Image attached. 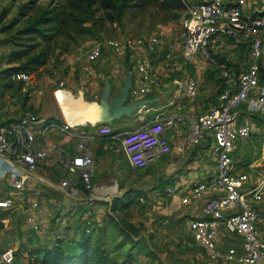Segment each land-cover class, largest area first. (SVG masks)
I'll list each match as a JSON object with an SVG mask.
<instances>
[{
  "label": "built area",
  "instance_id": "2783aa9c",
  "mask_svg": "<svg viewBox=\"0 0 264 264\" xmlns=\"http://www.w3.org/2000/svg\"><path fill=\"white\" fill-rule=\"evenodd\" d=\"M183 1L186 8L175 44L177 51L168 50L163 58L166 63L172 60L169 71L174 73L171 81L177 93L183 91L190 97L196 94V81L189 78L183 83L181 72L186 69L187 63L195 60L198 53L203 56V61L216 67L213 55L231 44L234 51L242 47L247 50L246 62L236 77L232 67L221 65L219 74L223 83L220 85H225H219L222 89L216 94L215 101L199 115L190 116L183 112L180 103L171 102L174 111H165L160 116L146 119L151 110L147 104L134 112L140 122L138 127L114 132L109 125L101 123L96 127V132L115 139L127 164L135 170L144 169L169 153L171 141L164 133L170 130L173 136L180 135L184 122L188 126L185 137L187 146L196 145L204 136H210L216 168L207 180L195 182L190 189L194 199L202 200L203 215L190 218L188 229L198 247L213 260L226 264H264V240L259 229L258 212L259 204L264 201V175L248 185V174L235 171L231 156L236 142L247 138L254 130L250 114L264 118V0ZM166 44L164 38L154 34L96 41L83 54V61L88 64L87 72L92 73L90 64L101 56L103 49L111 48L113 53L120 56H129L133 50H138L140 57L134 65L138 75L128 92V101L135 102L152 92L154 73L150 56L159 54ZM10 79L28 83L31 74L15 72ZM58 85L54 89L56 97L58 91L65 90L62 81ZM91 123L70 124L64 119L58 125L69 137L75 138L72 151H67L62 145L46 142V132L56 125L52 121L39 120L31 111H22L13 121L0 124V180H4L10 188L6 197H0V210L15 208L28 179L35 177L44 181L35 173L50 151L58 154L59 164L68 174L76 176L78 184L86 190L92 189L94 161L86 148L88 138L83 130L85 125ZM38 139L44 140L42 146H36ZM46 183L72 199L78 194L67 180L58 184ZM113 185L118 184L114 181ZM163 193L173 195L177 190L172 187L164 192L157 189L150 191L154 197H161ZM145 197H140L139 201H144ZM188 200L185 196L181 201L187 203ZM51 203L55 204L54 201ZM53 212L51 206H34L26 213L25 221L32 230L44 236L48 225L38 224L36 219L41 215L51 219ZM84 215L87 217V214ZM85 220V231L88 233L90 222L88 218ZM222 229L239 239L240 245L221 250L218 243ZM0 264L25 263L17 260L14 248L6 247L0 251Z\"/></svg>",
  "mask_w": 264,
  "mask_h": 264
},
{
  "label": "crops",
  "instance_id": "0c3cea01",
  "mask_svg": "<svg viewBox=\"0 0 264 264\" xmlns=\"http://www.w3.org/2000/svg\"><path fill=\"white\" fill-rule=\"evenodd\" d=\"M180 25L181 20L172 26L162 28L161 33L164 34L167 44L162 47V51H160L159 54H152L150 56L154 73L152 76L153 89L151 93L143 98L151 100V102L148 103V106L151 108L149 114L147 115L148 119L155 116H160L165 111H174L175 108L171 102L180 103L183 112L190 116L199 115L203 113L216 99V93L219 90L220 84L212 83L210 79H207L198 60L187 63L186 69L181 72V79L183 80V83H186L189 78L196 81V94L190 97L187 96L183 91L181 93H177L175 91V87L171 81L174 73L169 71L172 60L166 63L163 58L166 51H177L175 44L178 36L177 31L178 28H180ZM116 56L117 54L113 53L112 50L110 51L106 48L103 49L101 56L91 65L92 73L87 72L86 66L79 69V78L76 82H69L67 79V86L64 85V89L68 91V93L70 92L71 95L68 93L66 94L73 98L76 96L75 92L78 94L82 92L83 95L81 94V96L87 100L85 97L86 95L84 94L89 91V95L96 98L99 94V81H104L105 83L106 80L109 81L111 90H119L123 85V70H125L124 78H126L129 69H124L126 67L123 58L125 55H119L118 57H120L121 63L117 62L116 68L110 70L108 65L110 66L111 61L117 59ZM139 57L140 52L138 50H133L132 54L128 56L129 63L131 64L132 68L130 71L132 75L130 87L136 83L138 74L136 70H134V65ZM188 66L196 67V69L193 71L187 70ZM217 75L218 78H221V74H214V77ZM62 82L64 84V81ZM55 88L57 87H54L51 90L49 88H45L39 91V96H33L30 98L29 106H31L35 111V114L39 120L50 119L49 121L54 122L56 125V127L49 129L46 132V142L51 145H62L67 151H72L75 146V138L69 137L66 132H63L58 128V125L61 124L62 120L65 118L62 113L63 111L60 106V102L57 100V97L54 94ZM89 102L94 101L89 100ZM16 104L17 102H15L13 106L16 107ZM89 105L92 106L91 104ZM102 106L104 105H101V107ZM94 107H98V105ZM5 110L6 107L4 109L1 108L0 115L3 114L2 111ZM9 111L14 110L9 109ZM244 112L246 111H243V113ZM18 114L19 113L17 112L16 115L9 116L7 119L2 120L1 122L13 121L18 116ZM250 115V120L253 123L254 130L247 138L238 140L231 153L235 171L246 172L248 174V185L254 184L261 176L264 175V118L258 117L255 114ZM106 117L107 115L83 127V130L88 138L86 148L91 153L94 161V169L91 177L93 183L92 189L97 191H95L90 197L83 198L84 201L82 203H85L88 200L97 199L108 202L113 196H117V194L121 195L126 190H130L129 187L135 186L137 188H142L140 185H138V180L129 177L125 174L124 170H121L125 169L131 171L134 169L130 168V166L127 164L124 155L121 161L118 162L117 154L122 153V151L118 148V142L110 136L99 135L96 132V127L101 123H106L113 130H117L119 127H121L122 120H110L115 122V125H112L111 122H105L106 120L102 121V119H105ZM187 131L188 126L186 122L181 124L180 135L173 136L172 132L167 130L164 135L167 136L171 141V151L162 155L157 161L150 163L153 165L162 162L160 166L165 169L166 173H174L169 180L159 185L160 191L164 192L166 189L173 187L176 188L177 193L173 195H165L163 193L161 197H154L152 194H150V191L152 190L151 189L146 195L144 201H140V203H136L129 207L128 210L135 209L136 211L139 210V212H136L135 216L127 221L138 229V234L134 237V239H140L139 243L143 247L144 251H158L155 244L152 245L155 237L152 238L149 233H152L153 236H157L158 233L162 234L164 232L165 238H168L172 245L174 244L177 246V248H181L182 251H185L190 262L193 264H226L220 260H213L209 258L207 252L199 248L194 242L191 232L188 229V220L190 218L203 215L202 200L194 199L190 194V189L195 182L205 181L209 176L214 174L216 166L212 138L206 135L202 138V140H200L198 144L187 146L185 143ZM43 144L44 140L38 139L36 146H42ZM160 159L163 160L160 161ZM35 175L40 176L44 179V181H39L35 177L28 179L23 190L27 191L26 195H23V191L21 192L19 200L17 201V204L14 208L16 209V212H21L24 214L23 220L26 213L29 212L32 207L36 206L42 208L44 206H50L52 201L56 203V198H51L50 194H48L50 197L48 199L39 195V193H47V191L49 192L51 188L61 193L60 197L57 198V201L59 200V205H61L62 208H68L73 203L79 205L77 203V201L80 199L79 197L72 199L63 191L53 188L49 186L48 183H46L50 182L53 184H58L62 180H67L73 188L78 185L76 176L68 174L59 164L58 154L55 151L49 152L48 158L39 165ZM119 179L121 181L120 183L122 189L118 191L117 194H114L116 185H113V182L116 181L118 184ZM162 184L164 185L161 187ZM5 186L6 184L4 180H0V197H6L8 195L9 190L7 191V194L3 196L5 192ZM110 186L113 188V190L108 189ZM159 188L157 187V190H159ZM185 196H187L189 200L187 203H182L181 200ZM20 201L23 203L21 204ZM25 202H27V204ZM137 214H142V216ZM103 217L102 210L98 209L97 215L95 216L97 219L96 221L102 220ZM4 220L10 221L12 223L14 222L13 218L8 217L4 218ZM36 221L38 224L48 225L46 235L41 236L40 234L36 233L24 220V222H20L19 225H23L22 228H20L23 229V232H27V234H24V236L19 239V245L20 243H24L25 246H31L36 244L38 241L46 242L53 240L55 237H65L63 235V228L68 224H62V226L57 219L51 226V220L44 215L38 216ZM141 222H144L146 230L142 228ZM173 226H177V228L179 227V232H181L179 235L176 234L174 230L172 231L171 228H173ZM51 227L52 229L49 230ZM69 228V230H65V233L67 232L68 237L72 238L75 234L72 231L70 224ZM4 230L5 229L0 228V236L3 234ZM166 234L168 235L166 236ZM238 245H240L239 239L229 234L226 230H221V238L220 242L218 243V247L221 250H226V248L230 246L237 247ZM13 248L15 249V246H13ZM2 249L0 248V251ZM24 255L27 259V254L23 253V256ZM178 264H181V262H178ZM228 264L236 263L232 262Z\"/></svg>",
  "mask_w": 264,
  "mask_h": 264
},
{
  "label": "rangeland",
  "instance_id": "374dc122",
  "mask_svg": "<svg viewBox=\"0 0 264 264\" xmlns=\"http://www.w3.org/2000/svg\"><path fill=\"white\" fill-rule=\"evenodd\" d=\"M58 1L60 0H36L35 2H30V0H0V40L3 43L2 45H0V69L5 68V57L11 51L24 48L28 44H36V49H34L31 54L36 53L39 50H43L46 54L45 64L40 66L36 71L30 73V82H12L10 84L11 87L6 88V90L2 92L0 91V106L2 107V109L6 107V110L2 111L3 114L0 115V122L4 119H7L9 116L16 115L17 112H22L23 109H20L19 107V104L22 102V100L25 99V106H29L30 98L33 96H39V91L45 88H49L51 90L54 87H58L60 81H64V85L67 86V79L69 80V82H76L79 78V69L88 65L83 61V54L86 50L89 49V47L94 42L106 41L111 38L120 39L122 37H146L152 34L161 36L165 39L164 34L161 33L162 28L172 26L175 23L179 22L173 20L170 15L166 12L156 10L152 7L144 9H129L122 16L119 23L107 22L102 17L103 14L101 12H93V14L90 15V19H88L87 23L85 24V26L90 29L88 33H71L69 35L70 37L67 35V33H65L63 36L57 37L56 39H53L50 42H40L42 46L40 48H37V44H39V41H36L38 43H32L30 41L28 42V40L25 39L26 35L20 33V30L24 28L26 21L35 18L36 16H38V14H40L41 11L50 8ZM179 30L180 28H178L177 33H179ZM106 49H109L111 51V48ZM217 53L220 57L229 60L230 65L227 67H232L235 72L234 77H236L237 72L240 70L242 64L246 62L248 56V52L246 49H244V47L238 48L237 51H234L233 46L231 44H228L226 47L222 48V50H217ZM118 56L119 55L116 56L117 59L111 61L110 66L108 65V67H110V70L116 68L117 62L121 63L120 57ZM202 59L203 56L200 53L196 54L195 60H198L200 62L202 67L201 69L204 70V74L207 79H210L212 83H223V79H218V75L216 76L218 81H216V77H214L215 73L219 74L221 67L218 66L216 68L212 66L211 63L203 61ZM233 64H235V66ZM124 69H126V67ZM195 69L196 67H187V70L190 71H193ZM124 73L125 70H123L122 73V83L125 80ZM99 84V94L96 98L91 97L89 95V91L84 94L86 95L85 97L88 101L81 96L82 92H80V94L75 92L76 96L73 97L74 99L66 93H64V95L68 99H72L74 101L82 100L83 103H88L87 105L91 104L92 106L98 105V107H101V105H103L100 104V102L101 94L104 89V81H99ZM224 85L225 84L220 86L224 87ZM120 89L114 91L111 90V96H117L119 94ZM89 100L94 102H89ZM15 102H17L16 107L13 106ZM107 102L109 103V101ZM9 109H12L14 111H9ZM118 119H120V121L122 120L121 127L117 129L120 132L133 129L139 126V121L137 120L136 114L134 113L131 116H121L116 120ZM146 119H148L147 116ZM105 122H111L112 125H115V122L113 121ZM117 156L118 162L121 161V159L123 158V154L118 153ZM162 160L163 159H160V161ZM161 164L162 162H160L159 164H150L148 167L141 170L134 169L128 171L125 169H121L124 170L125 174L129 177L138 180V185L142 187L137 188L135 186H132L129 187L130 190H133V192L139 190L150 191L151 189H157V187L159 188V185L161 183L169 180L174 173H166L165 169L160 166ZM120 182L121 181L119 179L114 194H117L118 191L122 189ZM163 185L164 184H162L161 187ZM9 189L10 188L8 186L4 187L5 192L3 196L7 194V191ZM75 190L78 192L77 195L75 194V197L80 198L77 201L79 205L74 204L73 206H69L68 208H62V206L59 205V200L57 201V198L60 197L61 193L52 188L49 192L47 191V193H39V195L48 199L50 198L48 194H50L51 198H56V203L50 204V206L54 209L53 217L50 219L51 221L58 219L61 225L68 224L67 226H69L70 224V226L72 227V231L74 233H77L82 231L85 225L83 223H85V219L88 218L89 222L93 223L94 228L96 229L97 224L101 223V220L96 221L97 219L95 218V216L97 215V210L101 209L103 212V216L105 217L107 216L106 214L109 211L108 205H105V201L98 199L88 200L85 203H82L84 201L83 198H88L95 191H97L95 189L84 191L80 185H77L75 186ZM26 192L27 191H23V195H26ZM20 203L22 204L23 202L20 201ZM25 203L27 204V202ZM259 206L262 208L260 211L259 229L261 231V237L264 240V201L261 202ZM136 212L138 213L139 210L136 211L135 209H130L125 212H114L112 213V216L117 217L119 219L130 220V218L135 216ZM1 213L2 215H5L8 218H13L14 222L12 223L10 221H5L4 219H1L3 222V229L5 230L0 236V248H13V246H15L14 250L17 260L26 264V262L28 261H26L25 255L23 256V254L19 251L20 245L18 243L19 239H21L24 234H27V232L25 233L22 231L23 229H21L23 225H19L20 222H24L26 215L23 220L24 214H22L21 212H16V209L14 208L11 210H0V214ZM84 214H87V217ZM137 215L142 216V214ZM141 226L146 230L144 222H141ZM103 227L104 226L101 225L102 230L104 229ZM108 227H110V225ZM176 228L177 226H173V228L171 229L179 235L181 233L179 232L180 229L179 227L177 229ZM107 231H110L111 233V229H108ZM149 234L150 236H152V238L155 237V240L153 241L154 243L152 242V245L155 244L158 251L155 250L150 252L149 254L152 257L148 256L149 250H142L141 252H136V250L134 252L132 251L134 262L131 264H178V262H181V264H193L192 262H190L189 258L187 257L188 255L185 253V251H182L181 248H177V246H175L174 244L172 245L168 238H165L164 232L162 234L158 233L157 236H153L152 233ZM112 235L117 236L116 233H112ZM167 235L168 234H166V236ZM118 240H120V238L117 237L115 243L118 242ZM115 243H109L108 240V249L111 251H113V249L115 250ZM128 248V243L123 245L122 247L117 248L119 250L116 249L117 252L114 253L113 256L115 258L119 257V259H117L118 261L122 260Z\"/></svg>",
  "mask_w": 264,
  "mask_h": 264
},
{
  "label": "trees",
  "instance_id": "16d2710c",
  "mask_svg": "<svg viewBox=\"0 0 264 264\" xmlns=\"http://www.w3.org/2000/svg\"><path fill=\"white\" fill-rule=\"evenodd\" d=\"M36 0H30L35 2ZM152 7L156 10L166 12L175 21H180L183 17L186 5L183 0H60L50 8L43 10L36 16L28 21L20 33L26 35V40L32 43H38L37 48L42 44L40 42H50L57 37L63 36L65 33L69 36L71 33L84 34L88 33L90 29L85 26L90 15L93 12H101L105 21L110 23H119L122 16L129 9H144ZM182 15V16H181ZM28 19V18H27ZM1 32V31H0ZM70 37V36H69ZM0 40V45H2ZM36 49V44H28L24 48L13 50L5 57V68L0 69V91L6 90L11 87L10 84L14 81L10 79L11 75L15 72L31 73L36 71L40 66L45 64L46 54L43 50L36 53L32 51ZM213 58L218 66L230 65L229 60L220 57L219 54H214ZM124 61L126 69L131 71V64L129 63L128 55H125ZM235 66V64H233ZM221 70V69H220ZM220 73V71H219ZM217 74V73H215ZM219 79V78H218ZM216 78L215 80L218 81ZM264 81V75H262ZM18 83H23L19 81ZM222 88L220 87L218 91ZM9 91V90H8ZM218 93V92H217ZM216 93V94H217ZM25 100V99H24ZM19 104L22 111L28 110L32 113L35 111L31 106H25V102ZM2 107L0 106V109ZM50 119H46L49 121ZM6 122H0L3 124ZM117 132L118 130H113ZM84 189L81 184H78ZM142 191V192H141ZM139 190H126L118 196H114L110 201L105 202L108 205L109 211L107 216L103 217L101 223L94 224L90 222V230L85 231L86 223L82 231L74 233V237L69 238L65 230L69 229L66 226L63 228V235L66 237H55L53 240L46 242H36L31 246H25L20 243L19 251L27 254L26 264H131L134 262L132 251H144L140 245V239H134L138 234V229L125 219H119L112 216L114 212H125L136 203H140L139 198L146 196L149 191ZM261 207L259 206V218ZM89 212V211H88ZM6 218L5 215L0 214V219ZM51 221V226L53 222ZM86 222V220H85ZM101 225L104 229L102 230ZM110 225V227H108ZM52 227L49 229L51 230ZM111 229L110 231H107ZM116 233L117 236H113ZM68 237V238H67ZM117 237L120 238L115 243ZM109 243H115L114 248L122 247L129 244V248L120 261L119 257L115 258L113 255L119 249H108ZM148 251V256L152 257Z\"/></svg>",
  "mask_w": 264,
  "mask_h": 264
},
{
  "label": "water",
  "instance_id": "95a60500",
  "mask_svg": "<svg viewBox=\"0 0 264 264\" xmlns=\"http://www.w3.org/2000/svg\"><path fill=\"white\" fill-rule=\"evenodd\" d=\"M132 75L131 72L128 71L126 78L123 82V85L119 91L117 96H111V87L109 81H105L104 89L101 94V102H103L110 106L109 115L102 119V121H110L121 116H131L141 105H147L151 102L150 99H142L135 102L128 101V92L131 86ZM109 101V103L107 102ZM0 228H3V222L0 219Z\"/></svg>",
  "mask_w": 264,
  "mask_h": 264
},
{
  "label": "bare ground",
  "instance_id": "6f19581e",
  "mask_svg": "<svg viewBox=\"0 0 264 264\" xmlns=\"http://www.w3.org/2000/svg\"><path fill=\"white\" fill-rule=\"evenodd\" d=\"M64 93L68 92L61 90L58 91L56 95L58 97V101L60 102L64 118L70 124L94 122L106 115H109L110 106L106 105L104 102L102 103L104 106L94 107L83 103L82 100L74 101L72 99H68ZM108 189L113 190L111 186L108 187Z\"/></svg>",
  "mask_w": 264,
  "mask_h": 264
}]
</instances>
